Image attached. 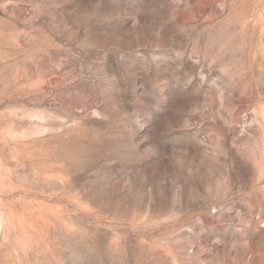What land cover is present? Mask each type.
<instances>
[{
	"label": "rangeland",
	"instance_id": "374dc122",
	"mask_svg": "<svg viewBox=\"0 0 264 264\" xmlns=\"http://www.w3.org/2000/svg\"><path fill=\"white\" fill-rule=\"evenodd\" d=\"M0 264H264V0H0Z\"/></svg>",
	"mask_w": 264,
	"mask_h": 264
}]
</instances>
